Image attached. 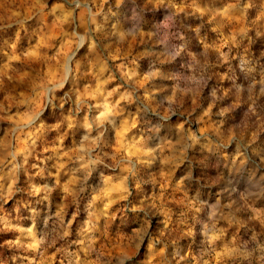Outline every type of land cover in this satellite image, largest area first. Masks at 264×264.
<instances>
[{
    "label": "rangeland",
    "instance_id": "374dc122",
    "mask_svg": "<svg viewBox=\"0 0 264 264\" xmlns=\"http://www.w3.org/2000/svg\"><path fill=\"white\" fill-rule=\"evenodd\" d=\"M0 264H264V0H0Z\"/></svg>",
    "mask_w": 264,
    "mask_h": 264
}]
</instances>
